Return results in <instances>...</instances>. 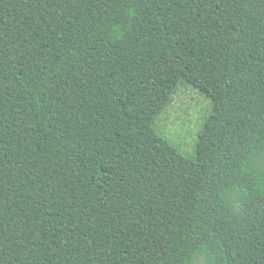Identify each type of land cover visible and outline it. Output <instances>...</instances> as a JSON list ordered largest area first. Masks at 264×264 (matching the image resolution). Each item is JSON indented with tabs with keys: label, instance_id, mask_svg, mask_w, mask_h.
<instances>
[{
	"label": "trees",
	"instance_id": "obj_1",
	"mask_svg": "<svg viewBox=\"0 0 264 264\" xmlns=\"http://www.w3.org/2000/svg\"><path fill=\"white\" fill-rule=\"evenodd\" d=\"M200 259L264 264V0H0V264Z\"/></svg>",
	"mask_w": 264,
	"mask_h": 264
},
{
	"label": "rangeland",
	"instance_id": "obj_2",
	"mask_svg": "<svg viewBox=\"0 0 264 264\" xmlns=\"http://www.w3.org/2000/svg\"><path fill=\"white\" fill-rule=\"evenodd\" d=\"M212 110L210 99L188 85L181 86L156 121L155 131L183 156L194 160L198 136ZM196 264H203V261L200 259Z\"/></svg>",
	"mask_w": 264,
	"mask_h": 264
}]
</instances>
